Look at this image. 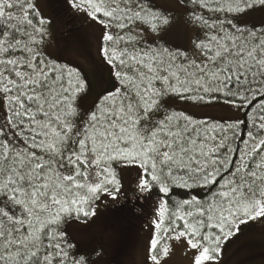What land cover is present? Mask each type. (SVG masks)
Segmentation results:
<instances>
[{"label": "snow or ice", "instance_id": "1", "mask_svg": "<svg viewBox=\"0 0 264 264\" xmlns=\"http://www.w3.org/2000/svg\"><path fill=\"white\" fill-rule=\"evenodd\" d=\"M64 4L95 29V91L48 51L40 0H0V264H103L81 226L146 200V262L176 241L190 264H222L264 223V0Z\"/></svg>", "mask_w": 264, "mask_h": 264}, {"label": "rangeland", "instance_id": "2", "mask_svg": "<svg viewBox=\"0 0 264 264\" xmlns=\"http://www.w3.org/2000/svg\"><path fill=\"white\" fill-rule=\"evenodd\" d=\"M45 0H40V7L45 16L50 17L47 12V8L45 7ZM80 20H82L89 29L88 40L84 45L90 49L91 60H87V56L83 51H78L73 44V41L68 35V44L66 46V59L70 62L75 63L76 61L83 67V69L89 72V77L92 81L94 91L97 90L96 86L100 83L101 77L106 78V72L102 69L98 70L96 75L93 76V65L98 64L97 60V52L95 41L93 39V32L95 29L90 27V22H88L85 18H83L80 14L75 13ZM52 18V17H50ZM53 19V18H52ZM54 21V19H53ZM57 23L54 22V29H56ZM88 31V30H87ZM90 35V37H89ZM66 42V43H67ZM55 37L49 42L48 51L50 53H54V48L56 45ZM72 51H71V50ZM95 51V54L93 52ZM65 51V50H64ZM65 55V52L61 53ZM179 108V106H178ZM193 112H196L198 115L202 111H207L211 117L214 118H228L231 114L224 112L220 109H207V110H198L192 109ZM115 202L109 201L108 205L105 206L103 203L100 204L98 209V215L94 218L93 222H90L89 225H82L81 227H86L88 229V235L93 237L98 243L104 245L105 256L103 258V264H151V261L146 262L147 256V243L148 238L151 234V225L148 220V213L151 211L152 201L148 204V210H145V216L136 222L133 230L130 235L127 237L118 236L115 237L114 234L111 233L104 225H103V211L106 207L113 204ZM174 251L171 254L170 259H167L165 264H190L191 262V253L185 254L183 250V246L176 242H171ZM251 243L256 244V246H261L264 248V223L261 222H252L249 225L243 226L242 232L238 237L233 238L224 246V251L222 254V264H264V255H258L251 259V253L256 252L257 249L247 250V245H251ZM250 258L249 260H247Z\"/></svg>", "mask_w": 264, "mask_h": 264}, {"label": "trees", "instance_id": "3", "mask_svg": "<svg viewBox=\"0 0 264 264\" xmlns=\"http://www.w3.org/2000/svg\"><path fill=\"white\" fill-rule=\"evenodd\" d=\"M45 4V7L48 9L47 12H49L48 15L54 19V22L57 23L54 37L55 41L57 42L56 45L58 44V46H55L53 54L55 55L57 53L61 54L65 52V55H62L66 57V46L68 44L67 41L72 39L73 44L76 46L75 48L79 52L83 51V53H85V55L87 56V60L90 61L92 57L90 55V49L84 46L87 43L89 29L86 28L84 22L79 19L75 12L66 7V5L64 4V0H45ZM69 34L71 36L70 39H68ZM93 52L95 54L94 50ZM75 64L83 68L77 61L75 62ZM85 72L89 74V72ZM237 143H239V141H237ZM240 146L242 147V145ZM196 191L199 192L201 196L203 195L202 190L197 189ZM149 202L150 200H146L137 202L136 204V208H142L144 210L143 215H141L135 209L129 207L121 208L119 205L113 206L115 204L113 203L106 207L102 213L103 225L109 231H111V233L114 234L115 237L123 236L122 239H124V237L130 235L131 231L136 225V222L140 221L145 216V210H148L147 206ZM255 245L256 244L251 243V245H247L246 247L248 251L252 248L257 249L256 252L251 253V259H254V257L258 255H264V248L261 246H256L257 248H255ZM249 259L250 258H248L247 260Z\"/></svg>", "mask_w": 264, "mask_h": 264}]
</instances>
